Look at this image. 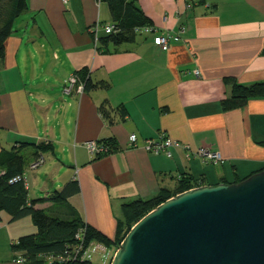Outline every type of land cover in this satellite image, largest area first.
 Listing matches in <instances>:
<instances>
[{
  "label": "crops",
  "instance_id": "0c3cea01",
  "mask_svg": "<svg viewBox=\"0 0 264 264\" xmlns=\"http://www.w3.org/2000/svg\"><path fill=\"white\" fill-rule=\"evenodd\" d=\"M130 1L159 32L183 27L185 41L163 49L152 35L136 33L117 46L94 42L88 28L112 21L106 2L25 0L0 56V152L22 156L27 200L42 198L35 207L48 212L54 202L47 198L75 178L79 192L66 202L109 238L123 203L150 199L160 189L173 192L182 177L214 185L264 168V98L227 111L220 105L230 92L224 77L264 81V0ZM83 68L106 88L63 92L69 76ZM103 100L114 115L124 108L123 120L108 125L98 112ZM158 131L190 150L218 151L221 161L186 157L183 146L169 158L150 154L141 143ZM130 133L137 147L129 146ZM91 140L105 152L89 153L83 143ZM36 231L29 216L9 221L2 211L0 253ZM116 249L105 248L102 264ZM17 257L11 252L0 264H24Z\"/></svg>",
  "mask_w": 264,
  "mask_h": 264
},
{
  "label": "trees",
  "instance_id": "16d2710c",
  "mask_svg": "<svg viewBox=\"0 0 264 264\" xmlns=\"http://www.w3.org/2000/svg\"><path fill=\"white\" fill-rule=\"evenodd\" d=\"M102 1L106 2L108 6L111 22L116 23L119 29L116 33L103 34L98 38L102 43L110 42L117 46L131 42L136 34L134 27L152 24L151 20L141 12L133 1ZM194 1L202 3L204 0ZM25 6V0H0V56L4 51V42L12 31L13 21ZM262 52L264 53V45ZM75 73L82 82L85 91L105 89L107 86L106 83L91 81L85 68ZM223 80L230 86L229 95L220 102L224 111L241 108L252 98H264V81L240 84L229 77H224ZM98 112L108 125L123 120L125 116L124 108L114 115V109L107 100H103L98 105ZM105 144L109 147L110 143ZM259 144L264 146V141ZM40 148L43 149L38 146V149ZM23 164L24 160L17 151L3 150L0 152V170L4 171L0 175V213L6 212L9 215V221L29 216L37 228L35 233L19 236L9 246L12 253H18V257L24 264H94L86 257L81 258L91 243H99L105 248L114 245L117 248L131 226L158 204L176 193L202 185L200 178L182 177L173 192L160 189L150 199H136L121 204V218L116 220L113 238H109L86 224L77 210L66 202L70 196L79 192L78 182L75 178L65 182L58 191H53L52 195L47 198L54 202V206L48 212L37 209L35 205L43 199L28 201L23 179L8 181L15 175L21 174ZM123 226L125 229L122 232ZM80 244L81 250L74 256L73 247Z\"/></svg>",
  "mask_w": 264,
  "mask_h": 264
},
{
  "label": "water",
  "instance_id": "95a60500",
  "mask_svg": "<svg viewBox=\"0 0 264 264\" xmlns=\"http://www.w3.org/2000/svg\"><path fill=\"white\" fill-rule=\"evenodd\" d=\"M109 264H264V168L164 200L131 226Z\"/></svg>",
  "mask_w": 264,
  "mask_h": 264
},
{
  "label": "built area",
  "instance_id": "2783aa9c",
  "mask_svg": "<svg viewBox=\"0 0 264 264\" xmlns=\"http://www.w3.org/2000/svg\"><path fill=\"white\" fill-rule=\"evenodd\" d=\"M61 1L63 3L66 2V0H61ZM88 30L92 33L94 42L97 41L99 32H102L103 34H112L119 31L118 26L114 22L101 23L98 21L93 23L88 28ZM134 32L146 34V35H152L154 44L163 49L168 48V46L171 43L185 41V39H183L182 37V34L184 33L183 27H180L177 32H173V31L159 32L158 29L151 24V25H142L139 27H134ZM193 73L196 76L199 74L197 69H195ZM71 91H74L76 93H82L84 91L83 84L79 80L76 73H73L69 76L66 85L63 87V92H65L66 94L70 93ZM137 141L138 139L136 134L130 133L128 135V143L130 147H137L138 146ZM83 144L89 153L99 154L105 152L106 150V146L100 145L99 143H97V141L94 140L86 141ZM141 146L145 151H147L150 154L163 155L168 158L171 157L172 149L183 146V148L186 150V157L193 155L199 158L202 163L211 164V165H216L221 161V155L218 151H213L206 147H198L190 150L186 145H182L177 140L172 139L163 131H158L154 137L143 139ZM41 161L42 160L40 158L36 163L32 165V167L36 166ZM3 173L4 171L0 170V175H2ZM19 179H23L21 174L15 175L8 181L12 182ZM76 237L78 236L76 235ZM90 246H92V250H99V251L105 250L104 249L105 247L103 245L99 243H93L92 245L90 244L85 249L81 258L85 257V255L88 253V249ZM73 250H74V256H76V254L81 250V244L75 245V247H73ZM16 260L17 262H22V259L19 257Z\"/></svg>",
  "mask_w": 264,
  "mask_h": 264
},
{
  "label": "rangeland",
  "instance_id": "374dc122",
  "mask_svg": "<svg viewBox=\"0 0 264 264\" xmlns=\"http://www.w3.org/2000/svg\"><path fill=\"white\" fill-rule=\"evenodd\" d=\"M125 227L123 226L122 232L124 231ZM93 243H91L92 245ZM118 248V246H117ZM105 249V248H104ZM11 255V251L10 248L5 247L3 250H1L0 253V261L2 262H6V260L10 257ZM85 256H89L88 258H86L87 260H93L94 262L98 263V264H102L103 261L106 260V255H105V251H99V250H92V246L89 247L88 249V253Z\"/></svg>",
  "mask_w": 264,
  "mask_h": 264
}]
</instances>
